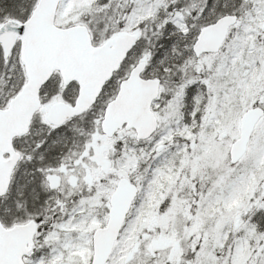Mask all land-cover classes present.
Masks as SVG:
<instances>
[{
  "label": "snow or ice",
  "instance_id": "1",
  "mask_svg": "<svg viewBox=\"0 0 264 264\" xmlns=\"http://www.w3.org/2000/svg\"><path fill=\"white\" fill-rule=\"evenodd\" d=\"M0 264H264V0H0Z\"/></svg>",
  "mask_w": 264,
  "mask_h": 264
}]
</instances>
